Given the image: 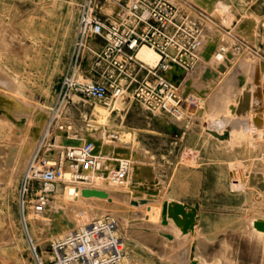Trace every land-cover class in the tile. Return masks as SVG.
Returning <instances> with one entry per match:
<instances>
[{"label":"rangeland","instance_id":"rangeland-1","mask_svg":"<svg viewBox=\"0 0 264 264\" xmlns=\"http://www.w3.org/2000/svg\"><path fill=\"white\" fill-rule=\"evenodd\" d=\"M81 1L0 0V101L9 94L18 102L10 111L0 107V264L45 262L50 258L49 245L84 213L87 222L105 214L113 216L125 264H228L229 252L245 248L243 219L264 216V187L260 186L264 139L248 135L254 131L250 123H257L260 115L264 84L260 18L246 15L245 4L230 7L233 0H212L211 4L167 0L179 11L200 17L206 28L201 72L182 79L177 68L168 73L195 99L182 112L183 123L172 125L134 111L124 101L113 105L73 99L53 110L56 83L68 63ZM128 1L97 3L110 16L118 4ZM235 11L241 13L237 19ZM235 21L236 30L229 31ZM251 27L252 46H245ZM220 46L226 49L218 62L224 72L216 80L204 81V75L216 69L212 52ZM113 106L118 110H112ZM38 110L44 111L40 120ZM87 141L99 142L101 168L82 172L86 184H59L45 210L28 212L23 221L17 208L22 174L42 159L57 158L65 146ZM113 155H128L132 164L121 190L124 202L119 217L77 191L100 180L98 173L110 167L106 156ZM171 200L198 204L195 229L182 233L155 219L156 208ZM59 220L71 226L66 223L56 231L54 224Z\"/></svg>","mask_w":264,"mask_h":264},{"label":"built area","instance_id":"built-area-1","mask_svg":"<svg viewBox=\"0 0 264 264\" xmlns=\"http://www.w3.org/2000/svg\"><path fill=\"white\" fill-rule=\"evenodd\" d=\"M199 18L180 12L167 0H129L120 6L115 19L107 20L101 16L97 0H82L68 63L56 83L53 110L73 99L113 105L124 101L145 113L182 120L184 108L194 105L195 99L182 82H174L166 73L170 62L187 75L203 63V25ZM95 39L102 42L99 47L94 45ZM142 47L158 55L153 66L137 58ZM259 106L264 115L262 100ZM250 126L254 128L248 132L251 139H264L263 121ZM260 157L264 161V149ZM48 161L32 164L20 178L17 208L23 221L28 212L40 214L45 210L57 186L67 183L66 172L74 180L82 172L94 171L98 154L87 141L64 147L57 158L50 164ZM126 170L124 163L116 180H123ZM114 228L109 214L80 221L49 245L50 258L45 262L38 259V264H122L123 243Z\"/></svg>","mask_w":264,"mask_h":264},{"label":"bare ground","instance_id":"bare-ground-1","mask_svg":"<svg viewBox=\"0 0 264 264\" xmlns=\"http://www.w3.org/2000/svg\"><path fill=\"white\" fill-rule=\"evenodd\" d=\"M205 1L207 2V4H211V2H212V0H209V1L205 0ZM105 7H106V5H105ZM213 50L214 51L212 53H213V58L216 60V69L214 71H212L211 73L208 72L207 74H205L204 78H203L204 81L205 80H208V81L216 80V77L222 75V73L224 72L223 64L222 63H218V62L221 61V59L223 58V56L226 53L225 47L220 46V47L214 48ZM220 50H224L225 53L222 54L220 52ZM137 58L142 60V61H144L146 64H148L150 66H153L158 60V55L156 54V52H154L150 48L142 47L140 49V51L138 52V54H137ZM173 67L177 68V70L179 69V71H180V76L177 75L176 77L179 76L182 79V78H184L187 75L186 71L184 69H182L178 64H176L175 62H170V66L168 68L166 76L169 79L173 80L174 82H177V80L175 79V76H173V75L168 76V73H169L170 69H173ZM179 83H181V81ZM194 83H196V82H194ZM261 95H262V100H264V84L262 86ZM2 97H3V100L4 99H6V100L5 101H0V103L2 105V106H0L1 108L9 110L11 107H14L15 105L18 104L17 99L14 98L12 95L3 94ZM259 114L260 115L257 118V123L260 124L261 121H263V123H264V119H263L264 115H262L261 113H259ZM36 117H37L36 118L37 120L42 119V117H44V111L42 112V110L41 111L38 110ZM59 128L60 127L57 128V132H58ZM30 136H31V134H28V137H30ZM90 140L94 141V139H91V138H90ZM98 143L99 142H95L94 149L96 150V152L98 154V161H99V159L102 158V154L100 152V147L97 146ZM27 144H30V143L27 142ZM27 146L28 145H26V147ZM77 146H80V144L77 145ZM61 152L62 151L57 152L56 155H58ZM51 160H53V159H51ZM106 160H107V163H108V165L110 167L108 169H105L103 172L98 173V177L97 178L100 179V180H93L91 188H80L77 191H79L80 194H82L81 191L84 190V189L100 190V191L105 192V194H106L105 197H97V196H87V197L99 202V204L102 205L106 209V211H109L112 214L117 215L119 217L121 215V213H122V205H123V202H124V195H123L121 190L124 189L125 183L127 181V178L129 177V173L131 172V169H132V164H131V162H130V160L128 158V155L118 156V157H116L114 155L113 156H106ZM98 161H97V165H96L95 169H100L101 168L100 167L101 165H100V163H98ZM110 162H111V165L109 164ZM124 163L127 164L126 176H125V178L123 180H120V181L116 180V175L118 174L121 165L124 164ZM48 164H50V161H48ZM70 178H71L70 174L68 172H66V174H65V180L66 181H68L70 183L76 182V183H79V184H81V183L86 184V182H85L86 179H84L83 176H81L78 179H74V180H71ZM260 186L264 187V183L260 184ZM259 191L263 193L262 190H259ZM259 195H260V193H259ZM164 202H166V204H167L166 212H165V215H164L165 221L163 220L162 215H161L162 206L156 208V210H155V219L157 221H162L163 220L162 223L167 228H171L173 230L180 229V231L182 233H186L190 229H195L194 223H195V220L197 218V210L194 209V205L190 206V205H188L186 203H181V202H177V201H174V200H171L169 202L168 201H164ZM87 217H88V214H86V213L77 216L76 221H75V225H76V223H79L80 221H83V220L86 221ZM66 223H67V226H71L70 222H64V220H59V221L55 222L54 229L56 231L59 230V229H62L63 227H65L64 225ZM73 226H74V224H73ZM251 230H252L253 233L264 237V219H254V220H252V222H251ZM165 235L168 238L172 237L169 234H165ZM226 246H228V245H226ZM122 264H125V262L122 263Z\"/></svg>","mask_w":264,"mask_h":264},{"label":"crops","instance_id":"crops-1","mask_svg":"<svg viewBox=\"0 0 264 264\" xmlns=\"http://www.w3.org/2000/svg\"><path fill=\"white\" fill-rule=\"evenodd\" d=\"M220 1H222V3H223L225 0H220ZM233 2L231 3L230 7L234 4V7L236 9L240 8V6L245 4L246 5L245 6L246 15H250V16L254 15V14L257 15L260 18V21H261V23L258 24L259 25L258 29L259 30H264V0H252V4L250 6H249V4H250L251 0H233ZM118 6L119 7H116L115 11L110 16L107 15L105 12H102L101 9H100L101 16L103 18L107 19V20L115 19L117 17V15H118V12L120 10V6L121 5L118 4ZM186 11L187 10L180 11V12H186ZM200 13H202V12H200ZM234 13H235V18L236 19H237V16H238L237 14H239V16L241 14V13H238L236 11ZM237 24H238V22H236V21L231 23L230 27L228 28L229 31L236 30ZM213 29H215V28H213ZM252 30H253L252 27L249 28V32L251 34V37H249V35L247 37H244L243 42L245 43L244 44L245 46H252V42H253V40H252ZM234 36H236V35H234ZM74 37H75V35H74ZM73 40H74V38H73ZM101 43L102 42L100 40H97V39L94 40V45L96 47H99L101 45ZM227 43H228V46L230 48L231 47L230 41L227 42ZM245 53H246L245 55L248 56L247 52H245ZM202 65H203L202 63H199L196 66V68L192 72H190V74L191 75H195V74L200 73L201 70H202ZM129 68L132 69L133 66L129 65ZM128 107L130 109L134 110V111L139 112V113L148 114V113H145V112H143L141 110H138L136 108L130 107L129 104H128ZM186 107L184 108V110L186 109ZM153 116H156L159 119L166 120L167 122H169L172 125L182 124L183 121H184L183 118L180 121H173V120L168 119V118L163 117V116H158V115H153ZM174 201H176V200H174ZM177 202H180V201H177ZM181 203H185V202H181ZM254 219H264V216H262V215L259 216V215H256V214H252L250 216H247V218L245 217L243 219L244 220L243 226L247 227L246 228L247 230L245 232H242V235H243L242 236V240H244V242H245V248L243 250L237 249L235 254H233L232 252H229L228 261H227L228 264H264V238L262 236H259V235L255 234V233H253L251 228L249 227V223L252 220H254ZM214 255H215V253H214Z\"/></svg>","mask_w":264,"mask_h":264},{"label":"water","instance_id":"water-1","mask_svg":"<svg viewBox=\"0 0 264 264\" xmlns=\"http://www.w3.org/2000/svg\"><path fill=\"white\" fill-rule=\"evenodd\" d=\"M203 57H204V54H203ZM262 105H263V109H264V100H262ZM65 147H68V146H65ZM81 193H82L83 196H97V197H105L106 196L105 192L100 191V190H92V189H84V190L81 191ZM142 202H144V201L140 200V203H142ZM131 203L132 204H136L137 202L136 201H132ZM166 206H167L166 202H163L162 208H161V215H162V218H163L164 221H165L164 215H165V212H166ZM194 209L195 210L198 209V204L197 203L194 204Z\"/></svg>","mask_w":264,"mask_h":264}]
</instances>
